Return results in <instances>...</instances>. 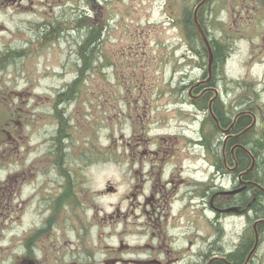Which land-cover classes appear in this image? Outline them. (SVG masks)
Segmentation results:
<instances>
[{
	"label": "flooded vegetation",
	"instance_id": "af4514ba",
	"mask_svg": "<svg viewBox=\"0 0 264 264\" xmlns=\"http://www.w3.org/2000/svg\"><path fill=\"white\" fill-rule=\"evenodd\" d=\"M102 1L52 0L49 7L72 4L66 8L76 24L89 16L85 5L97 9L100 37ZM194 1L195 7L201 0ZM235 1L234 19L228 23L230 15L225 17L227 32L221 28L220 35V1L205 0L196 23L193 10H180L185 51L173 106L192 109L168 123L165 113L149 112L147 87V100L137 97L128 106V118L139 126L131 121L129 136L116 139V157L131 174L122 178L126 185L89 188L87 176L71 175L75 163L82 172L88 161L63 158L70 133L52 146L60 151L53 167L61 174L50 177L40 170L42 161H29L20 175L0 180V216L13 230L0 264H264V0ZM43 2L0 0V23L23 22L27 13L38 18L34 9ZM206 11L212 19L203 17ZM236 36L245 39L246 51L229 41ZM5 58L8 51L0 57V70ZM71 85L57 95L63 122L60 108L71 102ZM6 103L9 92L0 83V104ZM14 131L7 119L0 125V162ZM107 193L117 200L105 208Z\"/></svg>",
	"mask_w": 264,
	"mask_h": 264
},
{
	"label": "rangeland",
	"instance_id": "374dc122",
	"mask_svg": "<svg viewBox=\"0 0 264 264\" xmlns=\"http://www.w3.org/2000/svg\"><path fill=\"white\" fill-rule=\"evenodd\" d=\"M43 1L44 6L34 9L38 18L27 13L23 22L0 23V57L5 51L10 57L7 62L6 58L2 61L5 63L0 70V83L9 92V103L0 104V125L7 119L16 128L14 139L5 145L8 154L0 162V180L20 175L21 165L26 166L29 161H42L40 170L50 177L59 173L53 161L59 159L60 151H53L52 146L58 136L65 140L64 136L70 133L68 152L63 158L88 161L82 172L76 171L75 163L71 175L87 176L89 183L84 186L89 188L102 186L104 182L126 185L122 178L131 174L127 163L116 157L120 153L116 139L120 134L129 136L131 121L138 125L136 118H128V106L133 108L137 97L144 99L147 95L149 112L165 113L163 117L168 123L184 116L178 112L192 109L189 104H182V110H177L173 102L179 90V56L185 51L177 22L180 9L192 13L195 1H102L105 22L100 37L97 9L84 3L89 16L85 22L76 24L69 17L70 7L66 8L72 4L50 8L52 0ZM218 1L221 4L216 30L220 35V29L226 31L234 19L235 0ZM81 4L80 1L78 5ZM202 14L209 19L213 17L209 11ZM227 15L230 18L225 23ZM238 37L229 41L236 43L237 51H246L245 39L238 41ZM69 82L74 87L67 89L73 90L68 108L63 105L60 108L63 122L56 110L59 106L56 102L61 100L57 95L66 91ZM146 87L149 92L145 95ZM18 120L20 124L15 123ZM63 123L66 125L60 132ZM167 128L164 130L169 131ZM3 149L1 146L2 154ZM116 200L117 194L107 193L103 200L105 208L115 205ZM27 219L32 218L28 215ZM12 233L8 222L4 223V217L0 216V257L8 254L6 245Z\"/></svg>",
	"mask_w": 264,
	"mask_h": 264
},
{
	"label": "water",
	"instance_id": "95a60500",
	"mask_svg": "<svg viewBox=\"0 0 264 264\" xmlns=\"http://www.w3.org/2000/svg\"><path fill=\"white\" fill-rule=\"evenodd\" d=\"M204 2H205V0L201 1V2L198 4V6L195 8V11H194V19H195V14H196V10H197V8H198L201 4H203ZM198 29H199V32L201 33V36H202L203 40H204L205 43H206V40H205V37H204L202 31L200 30L199 27H198Z\"/></svg>",
	"mask_w": 264,
	"mask_h": 264
},
{
	"label": "trees",
	"instance_id": "16d2710c",
	"mask_svg": "<svg viewBox=\"0 0 264 264\" xmlns=\"http://www.w3.org/2000/svg\"><path fill=\"white\" fill-rule=\"evenodd\" d=\"M79 28H80V27H79ZM80 32H81V33H82V32L84 33V27H83V25H82V27L80 28ZM83 33H82V34H83ZM82 34H81V35H82ZM82 41H83V39H82ZM259 150H260V152L263 151V147H259Z\"/></svg>",
	"mask_w": 264,
	"mask_h": 264
}]
</instances>
